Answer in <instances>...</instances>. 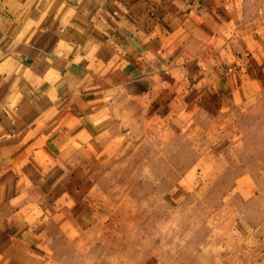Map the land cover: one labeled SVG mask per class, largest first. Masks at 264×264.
<instances>
[{
  "label": "rangeland",
  "instance_id": "rangeland-1",
  "mask_svg": "<svg viewBox=\"0 0 264 264\" xmlns=\"http://www.w3.org/2000/svg\"><path fill=\"white\" fill-rule=\"evenodd\" d=\"M231 5L214 54L150 93L124 84L70 157L43 158L74 172L75 208L23 222V264H264V0Z\"/></svg>",
  "mask_w": 264,
  "mask_h": 264
},
{
  "label": "crops",
  "instance_id": "crops-1",
  "mask_svg": "<svg viewBox=\"0 0 264 264\" xmlns=\"http://www.w3.org/2000/svg\"><path fill=\"white\" fill-rule=\"evenodd\" d=\"M232 1L0 0V264H23L33 214L75 208L73 171L43 158L70 157L124 84L150 93L214 54Z\"/></svg>",
  "mask_w": 264,
  "mask_h": 264
},
{
  "label": "bare ground",
  "instance_id": "bare-ground-1",
  "mask_svg": "<svg viewBox=\"0 0 264 264\" xmlns=\"http://www.w3.org/2000/svg\"><path fill=\"white\" fill-rule=\"evenodd\" d=\"M260 122V121H259ZM231 136V135H230ZM181 138H182V136H180ZM169 138V137H168ZM182 140V139H181ZM180 140V141H181ZM200 140V139H199ZM161 141V140H160ZM203 141V140H202ZM140 142V141H139ZM198 142V141H197ZM200 142V141H199ZM138 143V142H137ZM145 143V142H144ZM156 143V142H155ZM161 143V142H160ZM146 144V143H145ZM152 144V143H151ZM202 144V143H201ZM137 145V144H136ZM139 145V144H138ZM180 145V144H179ZM200 145V144H199ZM127 146V145H126ZM129 146V145H128ZM131 146V145H130ZM143 146V145H142ZM160 146V145H159ZM158 146V147H159ZM198 146V145H197ZM241 146V145H240ZM239 146V147H240ZM220 147V146H219ZM136 148V147H135ZM196 148V147H195ZM200 148V147H199ZM131 149V148H130ZM148 149V148H147ZM165 149V148H164ZM180 150H182L181 148H179ZM179 149L177 148V151H179ZM134 150V149H133ZM139 150H140V148H139ZM159 150V149H158ZM189 150H191V149H189ZM193 150V149H192ZM206 150V149H205ZM142 151V150H141ZM145 151H146V149H145ZM160 151V150H159ZM204 151V150H203ZM201 152V151H200ZM159 153V152H158ZM168 153V152H167ZM187 153V152H186ZM125 154V153H124ZM127 154V153H126ZM136 154V153H135ZM156 154V153H155ZM197 154V153H196ZM151 155V154H150ZM163 155V154H162ZM123 156V155H122ZM121 156V157H122ZM134 156V155H133ZM127 157V156H126ZM160 157V156H159ZM169 156H166V154L162 157L163 158V162H158V164H157V166H159L158 168H157V170L158 171H160V172H158V173H160L161 175H163L166 171H170V169L167 167V165L169 164V163H171V161H170V158H168ZM175 157V156H174ZM117 158H120V157H117ZM124 158V157H123ZM122 158V159H123ZM161 158V159H162ZM156 159V158H155ZM174 159V158H173ZM181 159V158H180ZM202 159V158H201ZM128 160V159H127ZM146 160V159H145ZM177 160H179V159H177ZM157 161H159L158 159H157ZM181 161V160H180ZM184 161V160H183ZM126 162V161H125ZM146 162V161H145ZM212 162V161H211ZM210 162V163H211ZM215 162V161H214ZM225 162V161H224ZM118 163V162H117ZM127 163V162H126ZM184 163V162H183ZM198 163V162H197ZM216 163V162H215ZM149 164V163H148ZM180 164V163H179ZM217 164V163H216ZM119 165V164H118ZM121 165V164H120ZM152 165V164H151ZM171 165H172V163H171ZM181 165V164H180ZM212 165V164H211ZM131 166H133V165H131ZM146 166V165H145ZM144 166V167H145ZM224 166V165H223ZM235 166V165H234ZM221 167V166H220ZM247 167V166H246ZM248 168V167H247ZM148 169V168H147ZM132 170V169H131ZM138 170V169H137ZM149 170V169H148ZM211 170V169H210ZM213 170H215V169H213ZM217 170V169H216ZM110 171V170H109ZM151 171H153V170H151ZM203 171V170H202ZM205 171V170H204ZM227 171V170H226ZM108 172V171H107ZM223 172V171H222ZM135 173V172H134ZM141 173V172H140ZM153 173V172H152ZM221 173V172H220ZM107 175V174H106ZM112 175V174H111ZM120 175V174H119ZM215 176V175H214ZM162 177V176H161ZM110 178V177H109ZM143 178V177H142ZM217 178V177H216ZM189 179V178H188ZM212 179V178H211ZM181 181V180H180ZM186 181V180H185ZM213 181V180H212ZM195 183V182H194ZM112 184H113V182H112ZM116 184H117V181H116ZM116 184H114V185H116ZM193 184V183H192ZM114 185H113V187H114ZM172 185V184H171ZM182 185V184H181ZM129 186V185H128ZM122 187V186H121ZM120 187V188H121ZM191 187V186H190ZM246 187V186H245ZM115 188V187H114ZM110 189V188H109ZM123 189V188H122ZM196 189V188H195ZM175 190V189H174ZM112 191V190H111ZM110 191V192H111ZM118 191V190H117ZM116 191V192H117ZM193 192V191H192ZM254 192V191H253ZM114 193V192H113ZM128 194V193H127ZM155 194V193H154ZM165 194H167V193H165ZM211 194V193H210ZM152 195V194H151ZM171 195V194H170ZM111 196V195H110ZM192 196V195H191ZM114 197H116V196H114ZM149 197V196H148ZM154 197H157V196H154ZM154 197H153V199H154ZM187 197V196H186ZM130 198V197H129ZM166 198V197H165ZM176 198V197H175ZM115 199V198H114ZM131 199V198H130ZM181 199V198H180ZM195 199V198H194ZM129 200V199H128ZM138 200V199H137ZM177 200V199H176ZM185 200V199H184ZM121 201V199L119 200V202ZM126 201V200H125ZM145 202H147L146 200H144ZM149 202H151L152 203V201H150V200H148ZM122 202H124V201H122ZM144 202V203H145ZM165 202V201H164ZM172 202V201H171ZM178 202V201H177ZM181 202V201H180ZM126 203H128V202H126ZM182 203V202H181ZM132 204H134L133 202H132ZM138 204V203H137ZM147 204H149V203H147ZM206 204V203H205ZM118 205V204H117ZM123 205V204H122ZM140 205V204H139ZM164 205V204H163ZM197 205V204H196ZM124 206V205H123ZM134 206V205H133ZM160 206V205H159ZM210 206V205H209ZM119 207V206H118ZM138 207V206H137ZM167 206H165V208H166ZM171 207V206H170ZM170 207H169V209H170ZM186 207V206H185ZM188 207V206H187ZM127 208V207H126ZM132 208V207H131ZM177 208V207H176ZM129 210V209H128ZM130 211V210H129ZM167 211H168V209H167ZM177 211V210H176ZM176 211H174V212H176ZM113 212V211H112ZM168 214V213H167ZM175 214V213H174ZM148 215H149V213H148ZM174 217H176V216H174ZM123 218V217H122ZM152 219V218H151ZM195 219V218H194ZM173 220V219H172ZM171 220V221H172ZM177 220V219H176ZM179 220V219H178ZM159 221V220H158ZM166 222V221H165ZM154 224V223H153ZM183 225V224H182ZM175 227V226H174ZM162 228V227H161ZM157 229V228H156ZM188 231V230H187ZM164 232V231H163ZM161 233V232H160ZM166 233V232H165ZM178 233V232H177ZM176 233V234H177ZM155 234H157V233H155ZM163 234V233H162ZM161 234V235H162ZM182 234V233H181ZM168 235V234H167ZM163 236V235H162ZM155 237V236H154ZM166 237V236H165ZM150 238V237H149ZM169 239V238H168ZM166 240V239H165ZM182 240V239H181ZM175 243V242H174ZM73 247V246H72ZM120 257H122V256H120ZM61 260V259H60Z\"/></svg>",
  "mask_w": 264,
  "mask_h": 264
}]
</instances>
